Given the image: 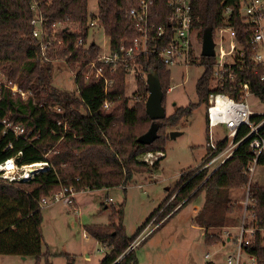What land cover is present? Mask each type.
Listing matches in <instances>:
<instances>
[{
	"label": "trees",
	"instance_id": "16d2710c",
	"mask_svg": "<svg viewBox=\"0 0 264 264\" xmlns=\"http://www.w3.org/2000/svg\"><path fill=\"white\" fill-rule=\"evenodd\" d=\"M127 1L98 0L99 15L95 19L103 26L113 50H118L121 45L129 47L138 36L135 25L127 19L126 13L139 0H131V5ZM169 1L152 0L149 11L150 23L156 27L164 26L167 37L158 40L148 54L137 58L134 63L130 61V66L138 68L141 73L137 76L135 93L138 102L130 107V100L126 96L127 68L121 66L115 75L110 76L114 80L108 90V99L112 105L106 110L104 81L86 83L83 79L88 65L100 51L96 45L86 46L90 35L88 0H0V119L21 125L32 133V137H38L28 143L11 133L2 134L0 127V165L15 158L19 166L44 162L49 166L29 181L7 183L0 180V256L35 257L39 261L44 243L40 205L42 199L53 196L63 187H73L77 193L121 186L127 188L134 175L151 171L137 159L147 153L164 154L169 139L166 130L177 126L184 117L191 116L200 105H208L211 94L210 64L214 60L201 56L199 62L205 71L196 85L198 104L179 107L172 115L155 121L159 137L153 144L143 145L138 142L154 123L146 112L149 96L146 78L149 71L155 70L159 74L164 107L170 90V68L160 56L171 37L169 18L172 9ZM34 2L40 5L45 27L50 33L55 26L62 25L58 29H61L60 37L64 42L61 46L53 44L47 53L48 61L41 58L40 46L32 35ZM191 6L192 30L198 32L201 41L206 29L212 28L214 34L227 23L225 10L230 8L233 14L229 25L237 28L239 39L245 43L247 28L239 13L241 0H192ZM79 39L84 40V45L76 47ZM58 60L64 61L72 73L77 72L76 90L73 93L52 85L54 62ZM192 64H196V61ZM7 82H13L23 91H30L32 96L25 101L20 94L12 92L10 86L5 84ZM240 83H248L252 94L264 102V83L260 75L250 68L236 70L234 81L226 83L225 88L218 92L236 97L239 95ZM53 106H60L64 110L67 130L63 125H58L60 117L51 109ZM246 133L245 129L240 131L237 139L240 140ZM225 145L223 143L221 149ZM50 151L48 158H45ZM251 156L248 143H245L217 171L183 174L162 208L132 238L126 236L120 223L122 209L114 210L119 224L115 222L116 219H111L108 225L86 226V232L109 249L100 264H138L135 249L128 250L174 194L175 204L163 210L162 217L168 216L177 205L184 202L170 216L171 219L186 205L205 194V203L196 214L194 222L206 231L207 244L224 243V237L210 234L209 230L224 228L227 215L242 212L241 205L230 199L229 194L246 185L248 178L244 171ZM161 160L155 163L153 169L159 166ZM259 164L264 166V153ZM251 197L256 201L258 222L264 228V186L254 183L251 186ZM246 250L257 259V264H264V244L259 238Z\"/></svg>",
	"mask_w": 264,
	"mask_h": 264
},
{
	"label": "rangeland",
	"instance_id": "374dc122",
	"mask_svg": "<svg viewBox=\"0 0 264 264\" xmlns=\"http://www.w3.org/2000/svg\"><path fill=\"white\" fill-rule=\"evenodd\" d=\"M88 13L91 23L99 15L98 0H88ZM70 26L77 28L76 25ZM194 34L196 37L198 32L194 30ZM194 41L195 53L198 55L196 64L169 69L171 85L164 103L167 116L172 115L179 107L199 102L196 85L205 68L200 65L198 58L202 52V41L199 37ZM88 42L99 46L109 42L102 25L90 28ZM140 74V70L134 68L126 78V96L130 100V107L138 102L135 93L137 76ZM52 85L69 93L76 90L74 74L62 60L54 62ZM249 104L253 111L264 112V106L259 104L255 97L249 99ZM206 113L207 105L202 104L191 116L184 117L177 126L168 128L166 152H153V158H148V153L140 156L137 161L145 164L151 171L134 175L127 188L121 186L78 193L76 204L80 213L74 212L65 202L42 207L44 243L39 261L35 257L8 255L0 256V264H100L109 249L89 235L85 227L108 225L111 219H116L114 210L122 209L121 222L119 218L115 222L122 224L128 238L134 237L149 218L162 208L168 196L177 187L180 177L185 173L201 171L200 168L207 163L205 159L209 152L206 147ZM223 129H214L215 142L223 138ZM171 132H178L180 135L171 139ZM159 159H162L159 166L153 169ZM213 168L208 172L213 173ZM253 182L264 186V166L257 167ZM229 197L239 205L246 200L244 189L232 190ZM174 198L175 194L131 245L135 247L138 264H226L228 257L234 255L236 249L232 243L226 242L225 233L230 230L233 236L237 234L240 224L237 219L242 212L227 215L224 228L209 230L210 234L225 238L224 243L211 245L206 243V231L194 222L195 211L201 209L205 203V194L186 205L171 219L170 216L184 202L177 205L168 216L162 217L163 210L175 204ZM207 255L209 258H206Z\"/></svg>",
	"mask_w": 264,
	"mask_h": 264
},
{
	"label": "built area",
	"instance_id": "2783aa9c",
	"mask_svg": "<svg viewBox=\"0 0 264 264\" xmlns=\"http://www.w3.org/2000/svg\"><path fill=\"white\" fill-rule=\"evenodd\" d=\"M151 2L152 0H139L137 5L130 7L126 13L127 19L135 25L138 32V36L129 47L121 45L118 50H113L110 42L104 46H99L95 43H89V38L87 40V47L93 44L100 51L88 65L83 74V79L86 83L104 81V108L106 110H109L112 105L108 99V90L113 86L114 80L110 76L115 75L121 66L126 67L129 74L132 69L136 68L130 66V61L134 63L137 58L148 54L155 48L153 45L158 40L167 37L164 26L156 27L150 23ZM191 2L192 0L169 1V6L172 9L169 18L171 37L169 43L160 52V56L168 68L189 65L196 61L198 56L195 53L194 41L195 39L198 40V36L195 37L194 30H192ZM127 3L131 5L132 1L128 0ZM32 10L35 13L31 21L32 35L40 46L41 58L47 60V53L53 44L61 46L64 42L63 38L60 37L61 29H58L61 25L55 26L53 32L50 33L45 27L40 5L37 2L33 3ZM239 13L247 28L245 43L239 39L237 28L229 25V22L232 23L233 14V10L230 8L225 10L227 19L230 21L226 19L227 23L220 26L213 34L215 56L211 58L214 61L210 64L212 69L209 82L211 94L208 99L206 113L208 125L206 147L209 153L205 159L207 164L201 167L200 170H209L215 166L213 172L217 171L235 155L242 144L248 143L252 156L248 167L244 171L248 178L246 185L242 188L245 191L246 200L241 205L242 213L239 217L240 224L237 228V234L233 236L230 230H226L225 233L226 242L232 243L236 249L235 254L228 257L226 264H257V259L248 254L246 248L251 247L257 238L264 244V228L258 222V215L255 211L256 201L251 197V186L254 184L253 177L260 165V157L264 153V112L253 111L249 99L255 97L259 104L263 106L264 102L252 94L248 83L239 84L240 91L236 97L218 91L224 89L226 83L234 81L236 70L242 71L246 68H250L256 74H259L261 81L264 83V0H241ZM100 25L95 18L93 22L89 23L91 29ZM82 45H84V40L79 39L76 47ZM73 74L75 80L77 72ZM5 84L10 86L13 93L20 94L25 101L32 96L30 91L21 90L13 82ZM32 104L34 103L32 102ZM51 109L55 111L57 117H60L58 125H63L67 130L64 110L60 106H53ZM0 127H2V134L11 133L16 138H23L28 143L38 139L37 136L32 137V133L23 126L14 124L7 119H0ZM219 127L224 128L223 138L215 142L214 129ZM244 129L247 130V133L238 140L239 132ZM223 143H226V145L221 149ZM50 153L51 151L45 155V158H48ZM148 158H153V154L149 153ZM48 167L47 162L19 166L15 158H11L0 165V180L7 183L29 181L35 174L45 171ZM77 194L73 187H63L53 196L42 199L40 205L45 207L53 203L65 202L74 212L80 213L76 204ZM198 211H195V213L197 214ZM134 248V246H131L130 250ZM206 258H209V255Z\"/></svg>",
	"mask_w": 264,
	"mask_h": 264
},
{
	"label": "water",
	"instance_id": "95a60500",
	"mask_svg": "<svg viewBox=\"0 0 264 264\" xmlns=\"http://www.w3.org/2000/svg\"><path fill=\"white\" fill-rule=\"evenodd\" d=\"M215 44L213 40V29L208 28L203 34L202 40V57L212 58L215 56ZM146 83L148 86L149 96L146 101V112L149 118L154 121L147 133L142 135L138 142L143 145H151L158 139V126L155 121L166 118V110L163 106L164 93L162 90L159 74L155 70H150ZM180 133L171 132L170 138L175 139Z\"/></svg>",
	"mask_w": 264,
	"mask_h": 264
},
{
	"label": "crops",
	"instance_id": "0c3cea01",
	"mask_svg": "<svg viewBox=\"0 0 264 264\" xmlns=\"http://www.w3.org/2000/svg\"><path fill=\"white\" fill-rule=\"evenodd\" d=\"M84 237H85V235H84Z\"/></svg>",
	"mask_w": 264,
	"mask_h": 264
}]
</instances>
